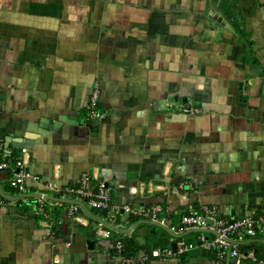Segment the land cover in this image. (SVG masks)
I'll return each instance as SVG.
<instances>
[{"label":"crops","instance_id":"0c3cea01","mask_svg":"<svg viewBox=\"0 0 264 264\" xmlns=\"http://www.w3.org/2000/svg\"><path fill=\"white\" fill-rule=\"evenodd\" d=\"M94 89L101 120L87 116ZM42 118L67 122L45 136L26 132ZM25 136L29 148L16 147ZM0 155L25 160L39 179L26 193L76 200L45 186L87 175L120 209L110 220L84 201L86 211L0 196V264H52L55 255L120 264L115 241L131 264H216L199 247L179 255L172 244L209 236L177 233L180 216L202 205L226 219L264 216V0H0ZM11 176L0 171L1 191L22 195ZM183 181L192 186L180 190ZM154 206V221L132 213ZM103 221L139 224L123 234ZM100 222L109 239L95 236ZM163 248L174 255L152 256ZM239 250L264 260V232Z\"/></svg>","mask_w":264,"mask_h":264},{"label":"built area","instance_id":"2783aa9c","mask_svg":"<svg viewBox=\"0 0 264 264\" xmlns=\"http://www.w3.org/2000/svg\"><path fill=\"white\" fill-rule=\"evenodd\" d=\"M99 90L94 89L90 96V107L88 111V118L90 119H103L105 113H100L95 109V103L98 99ZM180 109L185 114H197L199 109L194 106H180ZM25 149H23V152ZM10 170L11 178L8 179V185L16 191L17 194H24L27 192L28 182L33 181L39 183V179L32 175L26 169L25 160H15L6 155H0V171ZM192 185L189 182H180L178 188L180 190H186ZM48 190L62 192L69 198H73L79 201H84L89 207L97 210L107 211L109 219H115L118 216L120 209L118 206L112 203V190L110 187L103 183L98 184L96 187H92L87 175H83L81 179L72 184L71 186L60 187L54 183H47L45 186ZM0 197V202H1ZM39 209L43 212V200L39 199ZM63 205V204H62ZM61 205V207H62ZM66 209L68 217L74 218L78 209L75 205L63 206ZM126 211L131 212L129 208H125ZM160 212L159 207H151L141 211H133L132 213L141 216L142 218L155 220L157 213ZM255 212L252 211L248 217H241L238 219H226L220 217L216 209L212 206L202 205L199 209H189L185 214L180 216L179 226L177 227V233L181 234L189 230L204 229L209 230V236L200 238L199 245L192 243H185L181 240L175 241L176 252L181 255L196 247L210 252L213 254V258L216 264H239L240 261H250L253 264H264V260L256 256L252 250L241 252L239 250V242L244 237H254L257 230L264 232V216H259L254 219ZM211 221V224H209ZM95 236L101 239H109L111 237V229L107 228L102 222L99 223ZM123 244L120 241L114 242L115 252L121 256L120 264H131L133 259L131 257L122 256ZM173 252L170 248L156 249L152 251V256L157 258H167L173 256ZM52 264H66L62 262L59 255H55L52 260Z\"/></svg>","mask_w":264,"mask_h":264},{"label":"water","instance_id":"95a60500","mask_svg":"<svg viewBox=\"0 0 264 264\" xmlns=\"http://www.w3.org/2000/svg\"><path fill=\"white\" fill-rule=\"evenodd\" d=\"M63 122H67L61 118H58V120L56 122H52L49 124V121L48 119H45V118H42L39 120L38 123H33L31 125H28L27 128H26V132L27 133H30V134H38L39 136H45L46 135V132H49V131H53V130H56L58 128H60L61 124L60 123H63ZM36 125V127H35ZM18 143V145L16 147H19V148H29V145H28V140L29 138L28 137H23L21 139H16ZM14 141V139H13ZM0 196L3 197L5 200H8V201H16L20 198H43V199H48V200H52V201H55V202H61V203H68V204H77L79 206H81L84 211H86V208L84 206L83 203L79 202V201H76V200H72V199H63V198H54V197H51V196H48V195H42V194H38V193H26V194H22V195H19V196H11V195H8V194H5L1 191L0 189ZM101 215L102 216H105L106 215V211L103 210L101 212ZM101 221V220H100ZM104 222V221H103ZM105 225L119 233H123V234H129L139 223L135 224L134 226L130 227L129 229H126V230H123V229H119L117 227H115L114 225L112 224H109V223H106L104 222ZM142 223H145V224H151V225H157V226H160L159 224L155 223V222H149V221H142ZM209 224H211V221H209ZM192 230H189L187 232H191ZM195 231H200V232H210L209 230H204V229H198V230H195ZM185 234V233H184ZM183 234V235H184ZM182 235H178L177 237H180ZM172 248L174 249L175 248V244H172Z\"/></svg>","mask_w":264,"mask_h":264},{"label":"trees","instance_id":"16d2710c","mask_svg":"<svg viewBox=\"0 0 264 264\" xmlns=\"http://www.w3.org/2000/svg\"><path fill=\"white\" fill-rule=\"evenodd\" d=\"M126 251L128 250L129 251V248L131 247V242L129 241L126 245ZM256 254V253H255ZM257 256V254H256ZM258 258H260L259 256H257ZM261 259V258H260Z\"/></svg>","mask_w":264,"mask_h":264}]
</instances>
